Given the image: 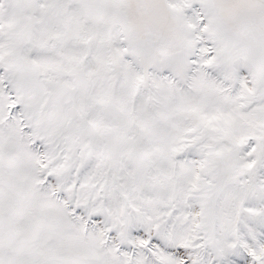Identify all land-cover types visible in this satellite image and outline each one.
<instances>
[{"label":"snow or ice","instance_id":"6c2138e0","mask_svg":"<svg viewBox=\"0 0 264 264\" xmlns=\"http://www.w3.org/2000/svg\"><path fill=\"white\" fill-rule=\"evenodd\" d=\"M0 264H264V0H0Z\"/></svg>","mask_w":264,"mask_h":264}]
</instances>
